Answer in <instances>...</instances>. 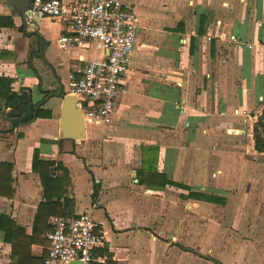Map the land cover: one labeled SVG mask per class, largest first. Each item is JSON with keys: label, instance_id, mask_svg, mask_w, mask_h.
<instances>
[{"label": "crops", "instance_id": "0c3cea01", "mask_svg": "<svg viewBox=\"0 0 264 264\" xmlns=\"http://www.w3.org/2000/svg\"><path fill=\"white\" fill-rule=\"evenodd\" d=\"M12 1L0 0V77L12 78V90L28 94L33 105L29 101L18 117L19 103L5 109L0 99V162L13 165L14 188L13 198L0 195V216L32 234L44 200L33 170L39 149L40 158L62 164L71 181L61 186L74 199L66 207L70 214L51 216L75 217L95 206L106 238L98 254L107 264H264L255 242L235 236L228 228L234 224L219 222V204L185 198L203 191L239 203L248 194L244 180L255 158L244 134L264 94V0H124L138 17L126 91L116 100L113 122L86 124L81 140L60 130L68 74L105 60L108 52L97 40L61 49L58 38L67 24L43 17L37 26L28 24L44 41L42 55L38 36L24 31L15 12L27 0ZM144 146L159 148L154 174L163 172L174 183L156 187L139 178ZM202 208L213 211L204 224ZM215 227L228 232L232 246L217 242L210 234ZM4 234L0 229V264H12ZM47 254V246L33 243L25 264H40Z\"/></svg>", "mask_w": 264, "mask_h": 264}, {"label": "built area", "instance_id": "2783aa9c", "mask_svg": "<svg viewBox=\"0 0 264 264\" xmlns=\"http://www.w3.org/2000/svg\"><path fill=\"white\" fill-rule=\"evenodd\" d=\"M30 12L67 24V32L58 38L61 49L84 48L97 40L108 52L105 60L86 62L78 72H70L67 89L68 94L78 97L86 124H111L116 100L126 91L124 78L138 41V17L132 4L124 0H34ZM219 38L226 39L227 34L220 32ZM230 39L238 42L235 36ZM133 181L137 183V177ZM147 191L153 193L152 189ZM94 208L75 217L48 219L45 264H107V258L98 254L106 238L101 229L103 222L95 218Z\"/></svg>", "mask_w": 264, "mask_h": 264}, {"label": "trees", "instance_id": "16d2710c", "mask_svg": "<svg viewBox=\"0 0 264 264\" xmlns=\"http://www.w3.org/2000/svg\"><path fill=\"white\" fill-rule=\"evenodd\" d=\"M13 79L0 77V99L3 108L13 107L19 103L18 117L27 110V104L33 105L28 94L19 96L11 88ZM18 119L12 121L14 126L18 125ZM254 149L259 153H264V111L259 114L253 125ZM159 148L156 146H144L142 154V168L139 171V178L149 186H158L160 182L174 183L168 180L163 172L160 177L155 176L157 169V153ZM33 170L39 173L43 187L44 200L39 204L35 217L34 229L31 235H27L25 230L16 224V221L7 214L0 216V229L4 231V239L12 244V264H25L26 255L33 243H38L49 247V240L46 233L50 230L47 224L51 215L70 214L66 211L68 204L73 203L74 199L66 196L67 192L61 186L70 184V178L67 169L62 164L55 165L53 161H47L40 158L39 149L34 150ZM13 165L9 162H0V195L13 198ZM161 178V179H160ZM187 187V186H186ZM186 199H195L212 202L216 204H225V197L207 193L203 191H191L185 196ZM65 206V207H64ZM40 264L44 263V258L39 259Z\"/></svg>", "mask_w": 264, "mask_h": 264}, {"label": "rangeland", "instance_id": "374dc122", "mask_svg": "<svg viewBox=\"0 0 264 264\" xmlns=\"http://www.w3.org/2000/svg\"><path fill=\"white\" fill-rule=\"evenodd\" d=\"M256 102L257 116H259L264 111V94L263 98L257 99ZM257 118L252 119L251 123L245 126L246 134L233 131L234 134L247 136V148L250 153H253H249L250 157L255 158V165L251 169L250 177H246L244 180V186L248 188V194L240 198L239 203L236 198L232 201L230 195L225 196L226 203L219 204L214 214L217 215L219 222H228L229 225L234 224V227L228 228L233 231L231 232L235 236L244 237L246 240L255 242L254 244L259 247L264 257V153L255 152L253 129L251 127V124L253 125ZM200 215L201 222L204 224V222H209V215H213V211L202 208ZM188 216L187 221H190ZM210 234L218 243L223 242L224 245L225 243L231 245V236L227 235L228 232L226 233L224 228H211Z\"/></svg>", "mask_w": 264, "mask_h": 264}, {"label": "water", "instance_id": "95a60500", "mask_svg": "<svg viewBox=\"0 0 264 264\" xmlns=\"http://www.w3.org/2000/svg\"><path fill=\"white\" fill-rule=\"evenodd\" d=\"M13 2L12 0H8ZM10 7V4H7ZM34 7V0H27L26 6L20 7L15 12L18 16L21 17L23 22V28L25 32L30 33L31 35L38 36L39 44V53L43 55L44 52V41L37 31H28V24L37 26L40 20L39 16L32 14L30 9ZM40 54V55H41ZM41 55V56H42ZM54 93V92H53ZM79 99L73 94H63L62 95V108H61V121H60V130L63 137L75 140H81L85 137V119L82 108L78 106ZM38 106H36L37 108ZM36 118V112L35 116ZM76 264V263H74Z\"/></svg>", "mask_w": 264, "mask_h": 264}]
</instances>
